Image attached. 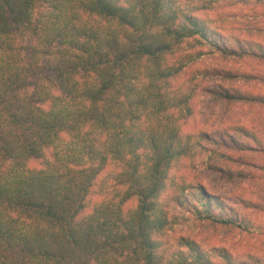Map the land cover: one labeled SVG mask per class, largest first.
I'll use <instances>...</instances> for the list:
<instances>
[{"label": "trees", "instance_id": "trees-1", "mask_svg": "<svg viewBox=\"0 0 264 264\" xmlns=\"http://www.w3.org/2000/svg\"><path fill=\"white\" fill-rule=\"evenodd\" d=\"M240 5L264 18V0H0V264H264L200 238L264 236V187L234 202L204 184L264 183V127L201 111L205 94L264 109L208 82L264 85V44L224 13ZM214 56L246 69L196 66Z\"/></svg>", "mask_w": 264, "mask_h": 264}, {"label": "rangeland", "instance_id": "rangeland-1", "mask_svg": "<svg viewBox=\"0 0 264 264\" xmlns=\"http://www.w3.org/2000/svg\"><path fill=\"white\" fill-rule=\"evenodd\" d=\"M227 12L231 15V24L237 35L251 36L264 44V18L257 19L253 17L254 12L245 5L224 10V13L227 14ZM244 63L228 57L214 56L203 59L196 66L202 69H228L237 72L246 69ZM208 82L210 86L221 84L240 91L248 90L264 94V85L256 83L244 81L228 82L220 78L208 79ZM202 97L204 99L201 106L202 117L209 119L210 125H213V127L225 128L233 124L264 127V109L258 106H249L244 103L227 104L223 101L215 100L211 94H205ZM228 167L224 166L226 169ZM242 168L245 171L261 173L260 170L252 166ZM204 184L215 195L223 196L234 202L236 200L239 201L241 198L257 202L258 195H260L259 193L264 187V183L260 179H229L226 175L218 172H210L205 175ZM234 206L236 207L237 204ZM248 213L254 223L264 229V211L248 210ZM200 238L208 243L217 242L226 245L230 249L251 251L264 256V236L261 235H249L241 233L239 230L212 228L206 230Z\"/></svg>", "mask_w": 264, "mask_h": 264}]
</instances>
